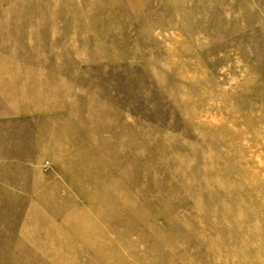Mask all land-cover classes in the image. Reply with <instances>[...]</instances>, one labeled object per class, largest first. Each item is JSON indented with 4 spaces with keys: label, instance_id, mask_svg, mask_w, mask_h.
Listing matches in <instances>:
<instances>
[{
    "label": "rangeland",
    "instance_id": "rangeland-1",
    "mask_svg": "<svg viewBox=\"0 0 264 264\" xmlns=\"http://www.w3.org/2000/svg\"><path fill=\"white\" fill-rule=\"evenodd\" d=\"M0 264H264V0H0Z\"/></svg>",
    "mask_w": 264,
    "mask_h": 264
}]
</instances>
